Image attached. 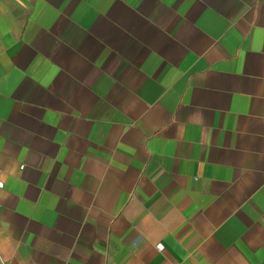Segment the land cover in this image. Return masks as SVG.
<instances>
[{
  "label": "crops",
  "instance_id": "obj_1",
  "mask_svg": "<svg viewBox=\"0 0 264 264\" xmlns=\"http://www.w3.org/2000/svg\"><path fill=\"white\" fill-rule=\"evenodd\" d=\"M0 182V264H264V0H0Z\"/></svg>",
  "mask_w": 264,
  "mask_h": 264
},
{
  "label": "built area",
  "instance_id": "obj_2",
  "mask_svg": "<svg viewBox=\"0 0 264 264\" xmlns=\"http://www.w3.org/2000/svg\"><path fill=\"white\" fill-rule=\"evenodd\" d=\"M1 187H2V183L0 182V188H1ZM157 248H158V249H160V248H161V246H160V245H158V246H157Z\"/></svg>",
  "mask_w": 264,
  "mask_h": 264
}]
</instances>
